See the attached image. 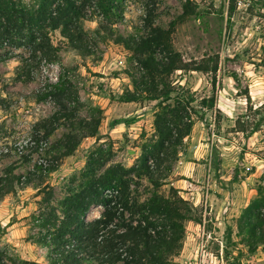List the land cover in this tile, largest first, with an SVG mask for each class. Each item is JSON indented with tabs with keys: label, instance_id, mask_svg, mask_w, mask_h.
Here are the masks:
<instances>
[{
	"label": "rangeland",
	"instance_id": "374dc122",
	"mask_svg": "<svg viewBox=\"0 0 264 264\" xmlns=\"http://www.w3.org/2000/svg\"><path fill=\"white\" fill-rule=\"evenodd\" d=\"M185 1L126 0L121 16L108 19L89 8L84 29L93 52L78 54L54 31L51 39L61 46L57 58L33 60V79L28 82L16 76L27 51L19 49L8 58L0 57V174L13 164L16 174L31 178L30 184L23 180L0 200V247L8 246L24 259L46 262L47 248L34 242L40 231L35 217L50 206L59 208L64 197L78 191L85 180L89 154L103 151L106 160L99 172L115 164L129 167L140 156L142 145L155 138L157 100H118L133 89L132 80L142 75V66L131 50L104 33H95L101 22L125 36L145 34L149 28L144 21L151 13L153 26L170 29L172 47L184 62L192 67L203 62L208 67L206 71L176 69L169 77L177 90L185 89L194 97L196 113L192 114L191 133L177 146L173 171L158 189L164 195L170 187L178 189L193 209L192 219L184 222L181 248L168 264L200 260L197 233L203 219L210 237L202 264H264V242L250 251L245 233L239 232L244 210L259 196V187L264 190V0H190L195 3V13L171 25ZM214 65L216 70H209ZM58 74H64L73 86L74 94L66 100L73 116L53 120L56 129L41 155L56 163L57 169L43 174L41 180L32 158L25 160L14 150L59 109L49 96L38 98ZM210 96L215 99L214 108L202 107L201 99ZM91 118L99 120L96 135L84 136L72 154L59 158L58 141L66 133H86L80 121ZM256 123H260L259 129L251 132ZM186 161L191 162L189 168ZM177 179L191 183L180 181L181 186H176ZM151 189L146 178L131 184L132 195L140 201ZM48 196V201L43 200ZM103 209L102 205L92 206L86 218L99 216Z\"/></svg>",
	"mask_w": 264,
	"mask_h": 264
},
{
	"label": "trees",
	"instance_id": "16d2710c",
	"mask_svg": "<svg viewBox=\"0 0 264 264\" xmlns=\"http://www.w3.org/2000/svg\"><path fill=\"white\" fill-rule=\"evenodd\" d=\"M125 1L0 0V57L8 58L19 49L27 51L28 56L20 59L16 76L18 80L28 82L33 79L32 62L36 59L50 62L57 58L61 46L51 39L54 31H58L66 47L78 54L89 55L93 45L84 29V20L89 15L87 10L93 8V14H100L105 19L112 15L120 17ZM182 8V13L171 25L196 10L195 3L190 0H186ZM144 24L149 30L142 35L125 36L101 22L95 33H104L131 50L142 66V75L132 80L133 89L122 93L118 100H157L153 121L155 138L142 145L140 156L129 167L115 164L99 172L106 160L103 151L91 152L84 171L85 180L78 191L64 197L59 208L50 206L35 217L40 231L34 242L47 248L46 262L24 259L4 246L0 247V264H168L178 253L185 231L184 222L192 219L193 209L178 194V189L170 187L168 195L158 189L173 171L178 159L177 146L191 133L192 114L196 111L192 105L194 97L185 89L177 90L169 77L176 69L206 71L208 67L203 62L193 67L184 62L172 47L170 29L153 26L151 13ZM262 48L264 52V41ZM216 65L209 70L215 71ZM72 87L64 74H58L57 79L38 94L39 99L49 96L55 100L59 109L50 119L38 124L43 131L37 128L38 131L31 135L36 142L47 140L54 132L57 125H53V120L73 116V110L66 103L74 94ZM0 101H3L1 97ZM200 105L212 109L215 99L213 96L202 98ZM80 123H84L81 128H86V133H66L56 145L62 149L59 158L72 154L84 136L96 135L98 119L81 120ZM259 125L256 123L250 131L259 129ZM33 150L31 147L30 152ZM22 157L29 158L26 154ZM56 166V163L50 164L49 171L56 170ZM14 171L15 165L11 164L0 174V200L23 182L21 174ZM38 175L43 180L44 175ZM141 178H146L152 186L142 201L137 195L133 196L131 190V184L138 185ZM24 182L30 184V176L25 177ZM257 193L259 196L246 207L239 223V232L245 233L250 251L264 242V190L259 187ZM43 200L48 201L49 196ZM95 205H102L104 209L99 216L88 220L86 213Z\"/></svg>",
	"mask_w": 264,
	"mask_h": 264
},
{
	"label": "built area",
	"instance_id": "2783aa9c",
	"mask_svg": "<svg viewBox=\"0 0 264 264\" xmlns=\"http://www.w3.org/2000/svg\"><path fill=\"white\" fill-rule=\"evenodd\" d=\"M31 147L34 148L32 152H30ZM46 147H47L46 139H41L39 142H36V140L32 139L31 136H29L26 140L18 142L14 152L19 156H22L23 154L28 155L29 158H32L33 167L37 172L42 174H49L52 173L49 171V166L50 164H52V161L51 160L48 161L45 157L41 155L43 153V150L46 149ZM33 156L36 157L33 158ZM36 165H38L39 168H37ZM21 179L24 180L25 176L22 175ZM197 235H198L197 252H198V257L200 256V260L195 261V264H202L201 262L203 260L201 258L205 256L204 253L206 252L207 240L210 237L209 232L206 229L205 219H203L202 223L198 224Z\"/></svg>",
	"mask_w": 264,
	"mask_h": 264
},
{
	"label": "crops",
	"instance_id": "0c3cea01",
	"mask_svg": "<svg viewBox=\"0 0 264 264\" xmlns=\"http://www.w3.org/2000/svg\"><path fill=\"white\" fill-rule=\"evenodd\" d=\"M190 163H191L190 161H186V166H188V168H189ZM196 169H199V168H196ZM53 172H56V170ZM180 181H187V183H191V180H189V179H177L175 181V182H177L176 186H181V183H179Z\"/></svg>",
	"mask_w": 264,
	"mask_h": 264
}]
</instances>
